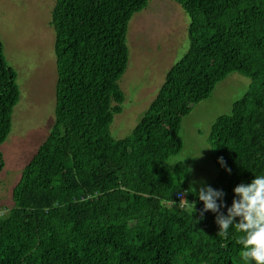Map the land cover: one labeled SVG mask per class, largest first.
Segmentation results:
<instances>
[{
    "label": "trees",
    "instance_id": "16d2710c",
    "mask_svg": "<svg viewBox=\"0 0 264 264\" xmlns=\"http://www.w3.org/2000/svg\"><path fill=\"white\" fill-rule=\"evenodd\" d=\"M174 1L189 17L188 47L133 131L115 139L129 22L149 0H56L55 124L24 166L13 206L4 213L0 203V264H245L243 233L231 226L221 237L216 213H192L189 166L167 160L182 149L183 117L238 72L251 80L211 127L208 185L232 202L235 186L264 175V0ZM16 79L0 45V146L21 99Z\"/></svg>",
    "mask_w": 264,
    "mask_h": 264
},
{
    "label": "rangeland",
    "instance_id": "374dc122",
    "mask_svg": "<svg viewBox=\"0 0 264 264\" xmlns=\"http://www.w3.org/2000/svg\"><path fill=\"white\" fill-rule=\"evenodd\" d=\"M56 0H0V45L4 58L17 73L21 99L12 112V128L0 146V203L4 213L13 206L12 192L24 166L55 124V32L50 24ZM189 17L174 0H149L129 22V60L119 85L125 94L123 110L110 126L115 139L129 135L156 96L170 66L188 47ZM250 78L230 73L210 97L182 119L181 151L169 157L189 166L188 184L199 190L216 175L208 141L216 118L231 112L233 102L247 90Z\"/></svg>",
    "mask_w": 264,
    "mask_h": 264
},
{
    "label": "clouds",
    "instance_id": "9594fccd",
    "mask_svg": "<svg viewBox=\"0 0 264 264\" xmlns=\"http://www.w3.org/2000/svg\"><path fill=\"white\" fill-rule=\"evenodd\" d=\"M218 162L231 173V168L223 157H218ZM191 191L203 201V209L199 210L201 218L209 210L216 213L215 223L219 226L217 235L227 238L231 226L243 233L238 243L242 246L240 258L245 264H264V175L254 176L250 182L235 186L231 206L225 204L223 190L214 189L210 185L201 186L198 192L195 188H191ZM183 200L187 199L182 198L181 201ZM225 207L226 214L221 211ZM195 211L197 209L194 202L191 212Z\"/></svg>",
    "mask_w": 264,
    "mask_h": 264
},
{
    "label": "built area",
    "instance_id": "2783aa9c",
    "mask_svg": "<svg viewBox=\"0 0 264 264\" xmlns=\"http://www.w3.org/2000/svg\"><path fill=\"white\" fill-rule=\"evenodd\" d=\"M182 194H184L183 197H182ZM176 197L179 198L180 200H181L182 198L186 199V193H185L184 191L179 192V193L176 194ZM194 202H195V207H199V208H200L201 205L204 206V205H203V201H201V200L198 199V200L193 201V202L190 204V207H191V208H192V204H193ZM218 203H219V202H218ZM180 204H181V206H182V205H185V204H186V200L181 201ZM225 204H226L227 206H231L232 202H226V201H225ZM221 211H223V212L226 213V211H227L226 207L223 208V209H221Z\"/></svg>",
    "mask_w": 264,
    "mask_h": 264
}]
</instances>
